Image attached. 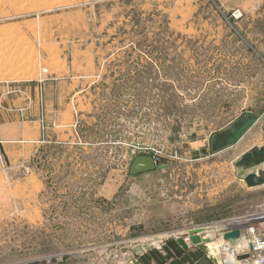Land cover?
<instances>
[{
  "label": "rangeland",
  "instance_id": "rangeland-1",
  "mask_svg": "<svg viewBox=\"0 0 264 264\" xmlns=\"http://www.w3.org/2000/svg\"><path fill=\"white\" fill-rule=\"evenodd\" d=\"M254 146L264 0H0V264H220L175 237L264 198L233 163ZM139 155L164 168L130 175Z\"/></svg>",
  "mask_w": 264,
  "mask_h": 264
},
{
  "label": "bare ground",
  "instance_id": "bare-ground-1",
  "mask_svg": "<svg viewBox=\"0 0 264 264\" xmlns=\"http://www.w3.org/2000/svg\"><path fill=\"white\" fill-rule=\"evenodd\" d=\"M250 114H253V113H250ZM258 119H259V116H258ZM258 119H257V121H258ZM256 122L252 125V127L256 124ZM234 145H232V146H234ZM254 147H258V146H254ZM252 148H250V149H252ZM250 149H248L247 151H249ZM210 150H211V147H210ZM247 151H245L244 153H246ZM218 152H220V151L213 152L211 150V153H214V154H216ZM244 153H242V154H244ZM148 156H150V155H148ZM240 156L236 160H238L240 158ZM151 157L154 158L157 169L164 168V166L159 165V161L157 158H155L154 156H151ZM236 160L233 162L234 166H235ZM159 166H162V168H159ZM130 169H131V165H130ZM263 169H264V166H263ZM253 171L255 173L257 172L256 169H253L252 172ZM150 172H152V171H150ZM129 174H130V170H129ZM238 178L244 180L241 177H238ZM244 182L246 183L245 180H244ZM246 185H247V183H246ZM263 185H260V186H263ZM260 186H254V187H260ZM248 187H250V186H248ZM254 187H250V188H254ZM234 229H237L239 231V237L235 241L226 240L224 237L225 234L228 232H231ZM206 230L214 231L215 239H212L210 241H203V242H200L199 244H194L191 240V237L193 235L202 237L204 231H206ZM187 236L189 238H187ZM157 238H158V236H157ZM175 238H176L178 244L183 248L184 251H188L192 245L193 246H200L201 244H203V248L205 249V251L207 253H209L210 255L214 256L213 257L214 259L219 257V263L220 264L222 262L221 254H223L225 256L224 262H226V264H264V241H261V240H264V198L254 206V208L251 212H249L245 216H243V218L233 219L231 222L229 221L228 223L221 225L219 227L192 229V230H189L187 232H183L182 234H180L179 236H177ZM179 239L183 240L184 245H186V247H184L181 243H179ZM189 239L192 243L191 245H189V243L187 242V240H189ZM260 247H262V248H260Z\"/></svg>",
  "mask_w": 264,
  "mask_h": 264
},
{
  "label": "water",
  "instance_id": "water-1",
  "mask_svg": "<svg viewBox=\"0 0 264 264\" xmlns=\"http://www.w3.org/2000/svg\"><path fill=\"white\" fill-rule=\"evenodd\" d=\"M258 116L256 114L247 113L233 123L228 125L220 132L214 134L211 140V150L213 152L221 151L232 145L236 144L245 133L252 127L257 121ZM264 147H253L246 153L242 154L235 162L236 175L243 178L247 185L250 187L260 186L264 184ZM162 168V166H159ZM157 169L155 160L148 155H140L134 159L131 164L130 174L139 175L154 171ZM256 169L257 172H252ZM225 239L229 241H235L239 237V231L237 229L232 230L225 234ZM215 239V233L212 230L204 231L202 237L193 235L191 240L194 244H199L203 241H210ZM184 247V242L179 239ZM134 264H141L140 261H135Z\"/></svg>",
  "mask_w": 264,
  "mask_h": 264
},
{
  "label": "crops",
  "instance_id": "crops-1",
  "mask_svg": "<svg viewBox=\"0 0 264 264\" xmlns=\"http://www.w3.org/2000/svg\"><path fill=\"white\" fill-rule=\"evenodd\" d=\"M173 250H174V252H172V253L164 254V255H166L165 257L158 254L159 257H161L160 262L165 261V262H167L166 264H190V262L194 261V259H193L194 257H192V255L186 254V253L181 254L180 251L176 248H174ZM156 256H157V254L151 253L150 257H148V260H152V259L158 260ZM139 261H141L142 264H145L144 260H142L141 258L139 259Z\"/></svg>",
  "mask_w": 264,
  "mask_h": 264
},
{
  "label": "built area",
  "instance_id": "built-area-1",
  "mask_svg": "<svg viewBox=\"0 0 264 264\" xmlns=\"http://www.w3.org/2000/svg\"><path fill=\"white\" fill-rule=\"evenodd\" d=\"M261 241H264V240H261ZM261 241H260V242H261ZM260 248H262V247H260Z\"/></svg>",
  "mask_w": 264,
  "mask_h": 264
}]
</instances>
